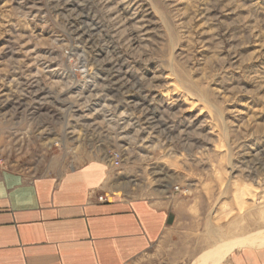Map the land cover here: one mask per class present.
Wrapping results in <instances>:
<instances>
[{
	"label": "rangeland",
	"instance_id": "1",
	"mask_svg": "<svg viewBox=\"0 0 264 264\" xmlns=\"http://www.w3.org/2000/svg\"><path fill=\"white\" fill-rule=\"evenodd\" d=\"M262 153L264 0H0V161L102 160L230 251L264 246Z\"/></svg>",
	"mask_w": 264,
	"mask_h": 264
},
{
	"label": "crops",
	"instance_id": "2",
	"mask_svg": "<svg viewBox=\"0 0 264 264\" xmlns=\"http://www.w3.org/2000/svg\"><path fill=\"white\" fill-rule=\"evenodd\" d=\"M43 168L0 162V264H264L263 245L191 243L175 196L119 194L102 160Z\"/></svg>",
	"mask_w": 264,
	"mask_h": 264
},
{
	"label": "built area",
	"instance_id": "3",
	"mask_svg": "<svg viewBox=\"0 0 264 264\" xmlns=\"http://www.w3.org/2000/svg\"><path fill=\"white\" fill-rule=\"evenodd\" d=\"M119 157H120L119 154H116V155H114V157H112V166H113L114 168H117V167H119V165H120ZM0 162H1V161H0ZM175 190H176V191H179L178 188H175ZM185 192H187V191H185ZM100 201L104 202L105 199H104L103 197H101V198H100Z\"/></svg>",
	"mask_w": 264,
	"mask_h": 264
},
{
	"label": "bare ground",
	"instance_id": "4",
	"mask_svg": "<svg viewBox=\"0 0 264 264\" xmlns=\"http://www.w3.org/2000/svg\"><path fill=\"white\" fill-rule=\"evenodd\" d=\"M102 78V77H101ZM258 155H259V153H257ZM262 155H264L263 153H262Z\"/></svg>",
	"mask_w": 264,
	"mask_h": 264
}]
</instances>
